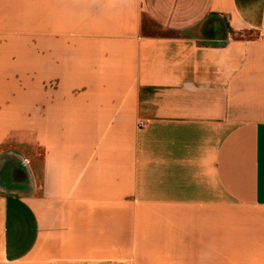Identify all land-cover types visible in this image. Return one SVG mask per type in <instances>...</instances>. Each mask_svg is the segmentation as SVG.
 <instances>
[{"label":"crops","instance_id":"crops-1","mask_svg":"<svg viewBox=\"0 0 264 264\" xmlns=\"http://www.w3.org/2000/svg\"><path fill=\"white\" fill-rule=\"evenodd\" d=\"M0 264H264V0H0Z\"/></svg>","mask_w":264,"mask_h":264},{"label":"rangeland","instance_id":"rangeland-1","mask_svg":"<svg viewBox=\"0 0 264 264\" xmlns=\"http://www.w3.org/2000/svg\"><path fill=\"white\" fill-rule=\"evenodd\" d=\"M229 32H231V31L229 30ZM239 34L246 35L245 33H239V32H237L235 35H233V33H231V35H233L234 37L238 36Z\"/></svg>","mask_w":264,"mask_h":264}]
</instances>
